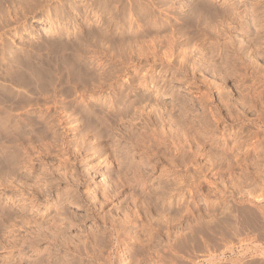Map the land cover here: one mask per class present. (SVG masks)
Wrapping results in <instances>:
<instances>
[{
  "label": "rangeland",
  "instance_id": "rangeland-1",
  "mask_svg": "<svg viewBox=\"0 0 264 264\" xmlns=\"http://www.w3.org/2000/svg\"><path fill=\"white\" fill-rule=\"evenodd\" d=\"M162 67L191 81L187 120ZM263 76L264 0H0V264H264V106L240 105ZM107 162L108 200L87 182Z\"/></svg>",
  "mask_w": 264,
  "mask_h": 264
},
{
  "label": "bare ground",
  "instance_id": "bare-ground-1",
  "mask_svg": "<svg viewBox=\"0 0 264 264\" xmlns=\"http://www.w3.org/2000/svg\"><path fill=\"white\" fill-rule=\"evenodd\" d=\"M239 1V3L242 1V0H238ZM253 8V7H252ZM251 16V15H250ZM255 17H256V15H255ZM255 17L254 16H252V20H253V22H254V20H255ZM259 17V16H258ZM242 18V17H241ZM246 19V18H245ZM258 20V19H257ZM245 22V21H244ZM243 21H242V23H244ZM245 24V23H244ZM246 25V24H245ZM259 26H260V24H259ZM170 46H171V44H169ZM171 48V47H170ZM169 49V48H168ZM170 50V49H169ZM215 50V49H214ZM217 50V49H216ZM215 50V52H217L218 53V51H216ZM166 52H168V51H166ZM174 52V51H173ZM214 52V54H216ZM170 53H172V52H170ZM213 54V55H214ZM183 62V61H182ZM244 62V61H243ZM252 62V61H251ZM256 62V61H255ZM249 63V62H248ZM254 63V62H253ZM242 64V63H241ZM251 64V63H250ZM256 64V63H255ZM255 64H254V66H255ZM244 65V64H243ZM188 66V65H187ZM250 66V65H249ZM256 66H258V65H256ZM222 68V67H221ZM206 69V68H205ZM218 69V68H217ZM224 69V68H223ZM159 70V69H158ZM219 70V69H218ZM222 70V69H221ZM225 70V69H224ZM236 70V69H235ZM213 71H216V68L213 70ZM155 72V71H154ZM188 72H190L191 74L193 73V68L191 67V66H189V69H188ZM220 72V71H219ZM224 73L222 74V75H220V78H221V80H223V83H224V81H228V80H230L231 79V77H232V74H233V71H231V72H228V71H223ZM217 73H218V71H217ZM154 75V76H153ZM152 76H151V78H150V80H151V83L153 84V86H156L158 83V81H160V79H162L163 81H164V84H166L167 85V88L168 89H170L171 90V92H172V94L173 93H175V95H176V99H175V104L173 103V107H172V109L170 110H168V114H172V112H173V110L174 109H176L177 107L179 108V112H180V116H181V118H182V120L183 119H185V120H187V117L185 116L186 115V111H188L187 110V108L189 107L188 105H186L183 101H184V94H182V90H181V87L178 85V83H179V81L180 82H182L183 84H187L188 85V88L189 87H192L191 86V84H190V79L184 74V73H180V72H172V71H170L169 72V70H167V69H164L163 67L159 70V71H156L155 72V74H153ZM194 75V74H193ZM192 75V76H193ZM264 77V76H263ZM193 79V78H192ZM147 80V79H146ZM218 80H220V79H218ZM245 80H246V76H242L239 80H238V83H241V84H245L244 82H245ZM223 83H219L218 81H216L215 80V82H209L208 83V85L207 86H209V87H215V92H218V93H222L223 92V90L225 89L223 86ZM141 85H145V81L144 82H142V83H140V86ZM223 85V86H222ZM225 85H227L226 83H225ZM239 85V84H238ZM164 86V85H163ZM194 86V85H193ZM241 86V85H240ZM226 87V86H225ZM228 88V87H227ZM212 89V88H211ZM211 89H209V90H211ZM249 89H250V87H249ZM203 90V89H202ZM209 90H207V91H196V92H193L192 90H188V92H192V93H194L195 94V96L193 97V99H194V101H195V103H197V105L198 106H196V108L197 109H199V111L200 112H198V111H196L195 109L193 110V111H195V119H196V121L198 122V124H199V122L201 123V125H205V124H202V121H203V119H202V116L200 115V114H202L207 108H206V106H207V104H208V101L211 99H209V94H210V91ZM213 90V89H212ZM230 90V89H229ZM186 92H187V90H186ZM261 93L262 92H259L258 94H260L261 95ZM254 94H256V93H250V92H246V94H244V96H243V98H242V100H241V103H240V105L242 106V108L244 109V110H246V109H255L258 113H259V118L262 116V114H263V106H264V104L262 105V102H261V100L259 99V97L257 96V95H254ZM174 95V94H173ZM188 95H189V93H188ZM191 95V94H190ZM221 95V94H220ZM259 95V96H260ZM231 97V96H230ZM208 99V100H207ZM212 101V100H211ZM240 102V101H239ZM188 106V107H187ZM241 106H240V108H241ZM152 107V106H151ZM228 107V106H227ZM230 107V106H229ZM234 107H235V105H234ZM81 108V107H80ZM96 108V107H95ZM168 108V107H167ZM177 108V109H178ZM194 108V107H193ZM206 108V109H205ZM153 109V108H152ZM156 109V108H155ZM235 109V108H234ZM82 110V109H81ZM150 110V109H149ZM79 111V110H78ZM151 111V110H150ZM157 111V110H156ZM172 111V112H171ZM230 111V110H229ZM237 111V110H236ZM158 115L160 116V119L162 120H164V119H166L167 117H169L170 115H167V113H166V110H163L162 108H160V109H158ZM81 113V112H80ZM149 113H151V112H149ZM188 113H189V111H188ZM192 113V112H191ZM204 115V114H203ZM217 115L218 116H220V114L219 113H217ZM172 117V116H171ZM204 117V116H203ZM216 117V116H215ZM240 117V116H239ZM245 117H248V116H246L245 115ZM244 117V118H245ZM217 118V117H216ZM241 118H242V116H241ZM167 119H169L170 120V117L169 118H167ZM202 120V121H201ZM213 120V119H212ZM215 120V119H214ZM246 120V119H245ZM165 121V120H164ZM204 121H205V119H204ZM253 121V120H252ZM258 121V120H257ZM46 122V121H45ZM215 122V124H217L218 122H217V120H215L214 121ZM181 123V122H180ZM191 123H194L193 121H191ZM190 122H186L185 123V128H186V132L188 133V135H190L191 133H193V132H196V133H199V132H197V130L195 129L194 130V127H193V125L194 124H191ZM206 123V122H205ZM213 123V122H212ZM222 123V122H221ZM42 124H43V122H42ZM207 124V123H206ZM71 126V125H70ZM206 126V125H205ZM197 127V126H196ZM199 127V126H198ZM207 127V126H206ZM202 128V127H201ZM259 128V129H258ZM47 129H49V128H47ZM237 129V128H236ZM257 131H259L260 129H261V127H260V125L258 124L257 125ZM204 130V129H203ZM227 130V129H226ZM228 131V130H227ZM210 132V131H209ZM222 132V131H221ZM195 133V134H196ZM228 133V132H227ZM229 133H230V131H229ZM240 133H243V127H241L240 129H238V130H235V132L233 131V133L231 134V136H233V138L234 137H236L238 134H240ZM56 134V133H55ZM155 135V134H154ZM223 135H224V133H223ZM228 135V134H227ZM153 136V135H152ZM197 136H198V134H197ZM222 135H220L219 136V128H218V131L217 132H215V133H213V131H212V134H211V136H210V141H211V148H213L215 151H214V153L213 152H211L212 153V156H211V164H212V166L216 169V171L218 170L219 171V169H221V167H222V165L223 164H227V165H229L230 166V162H227L226 160H228V158L226 157L227 155H225L224 157H226V158H224L223 157V152H222V155H220V153H219V151H220V144H219V139H220V137H221ZM246 136V135H245ZM85 137V136H84ZM154 137V136H153ZM237 139H238V137H236ZM242 138H244V137H242ZM222 139V138H221ZM235 139V138H234ZM246 139V138H245ZM247 139H248V137H247ZM223 140V139H222ZM222 140H220V141H222ZM226 141V140H225ZM235 141V140H234ZM243 141V143H244V140H242ZM249 141V140H248ZM224 142V141H223ZM246 142V141H245ZM249 142H251V141H249ZM235 143V142H234ZM223 144V143H222ZM238 144V143H237ZM246 144V145H245ZM244 145L245 146H249L250 144L249 143H245ZM225 145V144H224ZM232 145V144H231ZM238 145H240V144H238ZM242 145V144H241ZM240 145V146H241ZM253 145V144H252ZM229 144L228 143H226V145L224 146V148H226V149H229ZM243 146V145H242ZM241 146V147H242ZM245 146H243V148L245 147ZM255 146V145H254ZM258 146V145H257ZM234 147V146H233ZM240 147V148H241ZM232 149H234V148H232ZM93 150V149H92ZM212 150V149H211ZM217 151H218V153H217ZM242 151H244V150H242ZM129 152V151H128ZM231 152V151H230ZM220 156H221V158H220ZM127 158V157H126ZM238 159V158H237ZM125 160V159H124ZM129 160V159H128ZM123 161V160H122ZM121 161V162H122ZM127 161V160H126ZM111 162V161H110ZM128 162H130V161H128ZM127 162V163H128ZM125 164V161H124V163H123V165ZM113 163H105L103 166H100L95 172H89L88 173V183H91V186L96 190V191H101V193L103 194V196H104V198L106 199V200H108L109 199V196H110V194H109V182L111 183V182H118L119 180H121L120 179V177H119V175H117L118 173L116 172V169L113 167ZM122 165V166H123ZM126 166V165H125ZM87 168V167H86ZM117 173V174H116ZM132 180V179H131ZM134 180V179H133ZM137 180H139V179H137ZM137 182V181H136ZM134 183V182H133ZM131 185V184H130ZM129 185V186H130ZM134 185H135V183H134ZM90 186V187H91ZM133 186V185H132ZM89 187V186H88ZM91 187V188H92ZM135 187V186H134ZM136 188H138L137 190L140 192V193H145L146 192V190H147V184H146V182L145 181H141V182H138L137 184H136ZM201 189V188H200ZM148 191V190H147ZM149 192V191H148ZM131 193V192H130ZM192 193L193 194H195L194 193V191H192ZM86 195V194H85ZM189 195V194H188ZM89 197H90V195H89ZM190 197V196H189ZM111 198V197H110ZM69 199V198H68ZM70 200H72V199H70ZM70 200H68V201H70ZM74 201H75V199H74ZM73 200H72V202H71V204H74V203H76V202H74ZM91 201H92V199H91ZM96 201V200H95ZM65 202V201H64ZM103 202V201H102ZM191 202V200L190 199H188V196H187V194L186 193H184V194H182L180 197H179V203H180V205L183 207V211L185 212V211H188V210H190L189 208H190V204H192V203H190ZM62 203V202H61ZM60 203V204H61ZM119 204V203H118ZM77 205V204H76ZM134 205V204H133ZM214 206V205H213ZM65 207V206H64ZM98 207V206H97ZM214 209V208H213ZM107 210V209H106ZM154 211V210H153ZM182 212V211H181ZM183 212V213H184ZM135 213H137V212H135ZM139 213V212H138ZM189 213V212H188ZM209 213V212H208ZM210 213H212V212H210ZM148 215V214H147ZM201 215V214H200ZM216 215V214H215ZM134 216H135V220H137L136 218V215L134 214ZM146 216V215H145ZM155 216V215H154ZM214 215H212V217H213ZM181 217V216H180ZM211 217V219H214V218H216L215 216L212 218ZM134 218V217H133ZM146 218V217H145ZM209 218H210V216H209ZM263 218V217H262ZM160 219V218H159ZM126 220V219H125ZM151 220V219H150ZM174 220V219H173ZM146 221H148V220H146ZM174 221H176V220H174ZM214 221V223L217 225V222H216V220L214 219L213 220ZM228 221V220H227ZM227 221H225V222H227ZM234 221V220H233ZM236 221V220H235ZM261 221V220H260ZM127 222V221H126ZM139 222V221H138ZM257 222V221H256ZM262 222V221H261ZM158 223V222H157ZM180 223V222H179ZM245 223V222H244ZM141 224V223H140ZM223 224V223H222ZM228 224V223H227ZM226 224V225H227ZM258 224V223H257ZM62 225V224H61ZM219 225L221 226V224H220V222H219ZM225 225V226H226ZM143 226V225H142ZM144 226H146V225H144ZM122 227V226H121ZM212 227V226H211ZM232 227V226H231ZM55 228V227H54ZM143 228V227H142ZM147 229V228H146ZM186 229V228H185ZM205 230V229H204ZM214 230V229H213ZM177 231V230H176ZM58 232V231H57ZM146 232V231H145ZM131 233V232H130ZM134 234V233H133ZM183 235V234H182ZM181 235V236H182ZM132 236V235H131ZM187 236V235H186ZM185 236V237H186ZM217 236H219L218 235V232H217ZM136 237V236H135ZM96 239V238H95ZM98 239V238H97ZM107 239V238H106ZM110 239V238H109ZM137 239V238H136ZM174 239V238H173ZM105 240V239H104ZM148 240V239H147ZM188 240V239H187ZM186 240V241H187ZM201 240V239H200ZM140 241V240H139ZM98 242V241H97ZM141 242V241H140ZM150 242V241H149ZM185 242V241H184ZM183 243V242H182ZM104 244V243H103ZM143 245V244H142ZM88 246V245H87ZM102 246V245H101ZM133 247H135V245L133 246Z\"/></svg>",
  "mask_w": 264,
  "mask_h": 264
}]
</instances>
